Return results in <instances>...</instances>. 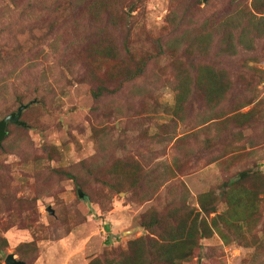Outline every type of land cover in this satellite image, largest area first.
<instances>
[{
	"label": "rangeland",
	"instance_id": "obj_1",
	"mask_svg": "<svg viewBox=\"0 0 264 264\" xmlns=\"http://www.w3.org/2000/svg\"><path fill=\"white\" fill-rule=\"evenodd\" d=\"M237 1L118 0L119 26L105 38L158 54L121 83L110 62L90 57L104 22L87 17L89 0H0V119L35 101L22 112L26 127L9 123L0 145V195H9L0 198V264L9 253L24 264H88L149 235L140 225L147 211L196 208L199 194L219 195L240 172L264 174V38L214 57L217 35L208 58L173 41L214 30ZM81 13L88 21L76 23ZM199 63L227 73L230 87L210 105L187 84L178 111V68ZM98 84L106 90L95 98ZM246 112L247 122L234 121ZM245 183L258 191L256 223L222 222L220 199L208 217L213 233L177 264H264V181Z\"/></svg>",
	"mask_w": 264,
	"mask_h": 264
},
{
	"label": "trees",
	"instance_id": "obj_2",
	"mask_svg": "<svg viewBox=\"0 0 264 264\" xmlns=\"http://www.w3.org/2000/svg\"><path fill=\"white\" fill-rule=\"evenodd\" d=\"M117 1L89 0L85 5V13L90 20L96 23L104 22V29L95 31V36L102 35L104 40H99L91 46L90 57L95 56L98 57L95 59L110 62L112 70L115 71L111 78L121 77V83H126L141 77L148 61L156 58L158 54L154 56L148 53L141 54L129 45L120 48L112 34L105 38L104 33L117 29L119 26L116 17L112 14ZM234 4V12L227 14L225 19L216 25V28L213 27L215 24L211 21L214 30L203 26L195 37L187 36L186 30L181 31L179 36L175 39L172 38L174 42H177L176 46L182 48L188 56L195 51H203L205 54L202 55L208 58L207 55L215 43L214 37L218 35V41L214 46V57L223 53L234 54L238 47L250 49L256 39L264 38V0H250L249 3L247 0H238ZM85 15L83 16L81 13L75 22L78 23L77 21L80 19L87 20ZM125 15L128 16V14ZM172 15L175 17L174 13ZM171 22L175 24L176 19L172 17ZM172 39L166 42V46L173 45ZM158 45L160 47L161 44ZM95 59H90V61L94 62ZM180 67L176 76V84L180 88L178 87L177 90L175 87L178 111L180 103L184 100L185 90H188L185 89L187 84H194L199 88L205 101L210 105L217 104L230 87L231 83L227 73L222 72L223 70L220 71L221 69L214 65L199 63L195 65L194 70L187 69L186 66ZM105 90L104 84H98L92 91V95L98 98ZM31 103H35V101H30L29 105ZM248 120L249 112L237 114L234 118V121L240 124ZM239 174L238 179L224 185L219 195L214 191L199 194L196 208L184 203L173 205L164 215H160L154 210L147 211L142 215L140 225L148 231L149 235L130 240L126 248L109 255L93 257L88 264H177L184 261L198 247L199 240L207 238L213 233L208 217L217 211L220 199L227 204L226 212L228 214L227 217L220 216L222 222L226 220V223H230L236 228L243 222L250 228L257 221L254 214L258 209L256 200L259 201V198L258 191H253L245 182L247 180H250L252 184L263 182L264 174L249 176L247 171H242ZM262 194H264V190ZM7 196L9 195L5 192L0 195V198L7 202ZM240 208L242 209L239 211ZM211 219L212 223H215V218ZM105 229L109 230L106 224ZM31 249L35 250L36 248ZM21 256L22 259H25L30 256V252H22Z\"/></svg>",
	"mask_w": 264,
	"mask_h": 264
},
{
	"label": "water",
	"instance_id": "obj_3",
	"mask_svg": "<svg viewBox=\"0 0 264 264\" xmlns=\"http://www.w3.org/2000/svg\"><path fill=\"white\" fill-rule=\"evenodd\" d=\"M29 103L30 102L20 104L15 111L10 112L9 114L5 115L0 119V145L7 135V125L9 123L26 126V123L22 121L20 118L23 110L27 108ZM77 192L80 198H85L84 193L80 189H78ZM48 210L50 213H52V210L50 209ZM24 263H25L24 261L16 259L13 253L7 254L4 259V264H24Z\"/></svg>",
	"mask_w": 264,
	"mask_h": 264
}]
</instances>
